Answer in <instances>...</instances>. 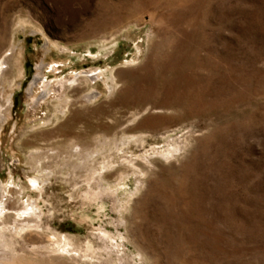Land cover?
<instances>
[{"label": "rangeland", "instance_id": "rangeland-1", "mask_svg": "<svg viewBox=\"0 0 264 264\" xmlns=\"http://www.w3.org/2000/svg\"><path fill=\"white\" fill-rule=\"evenodd\" d=\"M3 57L34 264H264V0H0Z\"/></svg>", "mask_w": 264, "mask_h": 264}, {"label": "bare ground", "instance_id": "bare-ground-1", "mask_svg": "<svg viewBox=\"0 0 264 264\" xmlns=\"http://www.w3.org/2000/svg\"><path fill=\"white\" fill-rule=\"evenodd\" d=\"M6 58L3 57L2 59H0V81L3 80L5 72L7 70L8 62ZM87 77L92 78L93 76H87ZM36 82H37V78L35 79V83ZM4 100H5L4 105L0 104V120L2 122H4V120L5 121L7 120L6 117L7 113L10 111V108L13 105L12 97ZM80 151L81 150L79 148L78 149L76 148L74 153L76 152L79 154ZM32 183L34 184V188L36 190L38 191L42 190L41 183L39 182L38 179H35ZM14 192H15V187L10 185L7 187H3L0 185V264H34L35 260L33 256L28 254L26 251H21V252L18 251L17 246L19 245V242L16 237H19L20 235L24 234L20 237L26 243L28 242L41 243L43 242V240L46 239L50 240V239L44 234H42L43 236L41 237L39 233L41 230H43V226H42L43 218L41 217V213L38 212L37 206L34 203H29L28 205L23 206L24 204L21 202L19 196L17 195L15 196ZM55 244L58 245L60 251L61 249L64 252L70 251L65 247H63L58 240L55 242ZM73 248L75 247L73 246ZM71 252H75V250L72 249ZM38 255L41 256L42 258H45L46 260L47 259L51 261L61 260V256L50 257L43 252L41 254L38 253Z\"/></svg>", "mask_w": 264, "mask_h": 264}]
</instances>
